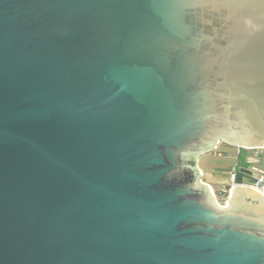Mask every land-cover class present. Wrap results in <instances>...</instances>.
I'll return each mask as SVG.
<instances>
[{"label":"water","instance_id":"obj_1","mask_svg":"<svg viewBox=\"0 0 264 264\" xmlns=\"http://www.w3.org/2000/svg\"><path fill=\"white\" fill-rule=\"evenodd\" d=\"M220 143L264 148V0H0V264H264Z\"/></svg>","mask_w":264,"mask_h":264},{"label":"rangeland","instance_id":"obj_2","mask_svg":"<svg viewBox=\"0 0 264 264\" xmlns=\"http://www.w3.org/2000/svg\"><path fill=\"white\" fill-rule=\"evenodd\" d=\"M231 146L233 145L220 143L214 151L199 157L197 156L196 162V168L201 171L199 182L201 184H207L212 188L215 202L223 207L226 198L223 197L222 190L227 188L226 184L229 181L228 177L231 168L235 165L242 166V164L247 161L248 157L251 158L254 155L253 152L242 151L239 156L237 148ZM218 154H221V156H218ZM220 197L225 198L223 204L219 201Z\"/></svg>","mask_w":264,"mask_h":264},{"label":"built area","instance_id":"obj_3","mask_svg":"<svg viewBox=\"0 0 264 264\" xmlns=\"http://www.w3.org/2000/svg\"><path fill=\"white\" fill-rule=\"evenodd\" d=\"M236 148H237L238 154H240L242 151L259 152L258 150H260L261 154H263V152H264V148H248V147H243V146H237ZM237 168H238L237 165H235L231 168V170L229 172V178H228L229 181H228L227 188L222 190L223 197L226 198L225 204L227 203V201L229 199L230 190L236 186L234 173L236 172ZM243 186L256 189L257 191H259L260 193H262L264 195V174L258 175V177L256 178V180L254 182H243Z\"/></svg>","mask_w":264,"mask_h":264},{"label":"crops","instance_id":"obj_4","mask_svg":"<svg viewBox=\"0 0 264 264\" xmlns=\"http://www.w3.org/2000/svg\"><path fill=\"white\" fill-rule=\"evenodd\" d=\"M231 147H234V146H231ZM236 148V147H235ZM223 154V153H222ZM218 156H221V154H218ZM252 158V157H251ZM253 159V158H252ZM247 160H251L250 159V157H248V159ZM198 169V168H197ZM199 171H200V169H198ZM200 173H201V171H200ZM229 178V177H228ZM207 187H209V189L212 191V188L209 186V185H207V184H205ZM226 185H228V183L226 184ZM213 192V191H212ZM214 195V194H213Z\"/></svg>","mask_w":264,"mask_h":264},{"label":"flooded vegetation","instance_id":"obj_5","mask_svg":"<svg viewBox=\"0 0 264 264\" xmlns=\"http://www.w3.org/2000/svg\"><path fill=\"white\" fill-rule=\"evenodd\" d=\"M253 153H254V155L252 156L253 158H256V156H257L258 154H261L260 151H259V152L254 151ZM239 155H241V153H240ZM262 155L264 156V154H262Z\"/></svg>","mask_w":264,"mask_h":264},{"label":"trees","instance_id":"obj_6","mask_svg":"<svg viewBox=\"0 0 264 264\" xmlns=\"http://www.w3.org/2000/svg\"><path fill=\"white\" fill-rule=\"evenodd\" d=\"M242 153V152H241ZM240 156V155H239ZM224 200H225V198H219V201L223 204V202H224Z\"/></svg>","mask_w":264,"mask_h":264}]
</instances>
